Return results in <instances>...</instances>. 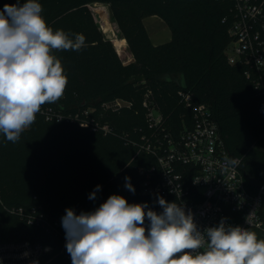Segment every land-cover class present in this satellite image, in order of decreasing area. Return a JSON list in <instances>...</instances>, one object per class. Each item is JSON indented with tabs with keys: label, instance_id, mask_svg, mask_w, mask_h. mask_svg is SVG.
Returning a JSON list of instances; mask_svg holds the SVG:
<instances>
[{
	"label": "trees",
	"instance_id": "1",
	"mask_svg": "<svg viewBox=\"0 0 264 264\" xmlns=\"http://www.w3.org/2000/svg\"><path fill=\"white\" fill-rule=\"evenodd\" d=\"M16 2L0 0V5L3 9L4 4ZM37 2L54 31L61 29L70 38L81 33L86 38L79 51L53 50L68 81L57 105L72 112L92 108L88 118L109 125L111 131L38 117L15 143L0 133V242L38 241L55 250L61 245L44 228L7 207L38 206L62 218L68 208L78 209L79 214L92 212L112 194L122 195L130 204L159 205V196L141 192L138 172L139 165L154 161L153 156L139 152L131 159L141 133L148 129L142 105L148 91L169 121L189 114L179 103L180 89L190 91L195 102L207 104L226 149L241 157L247 186L253 190L264 183V118L257 111L243 67L229 64L224 53L233 19L231 0ZM91 2L109 3L133 61L124 64L100 32L87 8ZM148 15H158L168 25L171 38L166 45L150 42L142 25ZM116 99L126 104L116 105ZM126 177L134 193L126 189ZM97 185L100 191L90 200ZM255 233L259 238L261 232ZM65 251H58L50 264H72Z\"/></svg>",
	"mask_w": 264,
	"mask_h": 264
},
{
	"label": "clouds",
	"instance_id": "2",
	"mask_svg": "<svg viewBox=\"0 0 264 264\" xmlns=\"http://www.w3.org/2000/svg\"><path fill=\"white\" fill-rule=\"evenodd\" d=\"M42 11L37 0L0 9V133L13 143L43 105L64 94L68 81L53 50L85 47L83 34L54 31ZM125 187L135 192L128 177ZM100 188L88 198L95 200ZM157 202L162 212L112 194L92 212L65 209L61 223L72 264H264V239L255 232L224 219L201 231L181 205L163 197Z\"/></svg>",
	"mask_w": 264,
	"mask_h": 264
},
{
	"label": "built area",
	"instance_id": "3",
	"mask_svg": "<svg viewBox=\"0 0 264 264\" xmlns=\"http://www.w3.org/2000/svg\"><path fill=\"white\" fill-rule=\"evenodd\" d=\"M231 2L230 41L224 53L229 64L243 67V74L252 85L257 111L264 118V0ZM177 96L189 114L183 113L176 121L168 120L151 91L143 97L148 129L141 133L135 155L144 152L153 156L154 161L138 167L142 177L141 192L181 205L186 213L192 214L201 231L218 225L222 219L231 226L264 231V218L260 214L264 183L253 190L247 186L240 168L241 157L231 155L226 149L208 105L195 102L193 94L186 89L178 90ZM57 103L43 105L36 119L78 121L94 130L111 131L109 125H99L94 118H88L92 108L72 112ZM115 104L120 106L126 101L116 99ZM7 209L41 226L61 245L55 250L52 245L38 241L0 242V264H50L58 251L66 249L61 218L51 216L38 206ZM151 209L158 213L163 211L159 205ZM74 211L79 215L78 209ZM149 224L146 219L145 226ZM65 253L70 257L67 251Z\"/></svg>",
	"mask_w": 264,
	"mask_h": 264
},
{
	"label": "rangeland",
	"instance_id": "4",
	"mask_svg": "<svg viewBox=\"0 0 264 264\" xmlns=\"http://www.w3.org/2000/svg\"><path fill=\"white\" fill-rule=\"evenodd\" d=\"M98 6H103L106 9L107 13V18L103 16V14L100 13L98 10ZM87 8L90 11L95 23L98 26V29L100 32L103 34L105 38L110 40L119 55L120 59L123 61L124 64H127L131 61L134 60V57L131 53V50L129 49L127 42L126 46L122 48L120 53L116 49L114 42L112 39V36L108 33V30L111 29L112 31H115V35L124 38L122 36V32L117 24V21L115 20L112 11L110 9L109 3L108 2H91L87 4ZM0 9L1 5H0ZM105 20V21H104ZM107 21V22H106ZM142 25L146 31V34L150 40V42L154 45H166L167 42L171 38V32L166 24V22L158 15H148L142 19ZM107 29V30H106ZM109 34V35H108ZM137 151V150H136ZM136 151L133 154L132 158L133 159L136 155ZM262 206H264V203H262ZM262 211H264V207H262ZM259 238L264 239V231H262L259 234Z\"/></svg>",
	"mask_w": 264,
	"mask_h": 264
},
{
	"label": "bare ground",
	"instance_id": "5",
	"mask_svg": "<svg viewBox=\"0 0 264 264\" xmlns=\"http://www.w3.org/2000/svg\"><path fill=\"white\" fill-rule=\"evenodd\" d=\"M97 8L100 11V13L103 14L104 17L107 18V13H106L107 11H106L105 7L98 6ZM114 32L115 31H112L111 29L108 30V33L112 36V39L111 40H113L116 49L120 53V51L122 50V48L126 46V39L125 38H120V37L116 36Z\"/></svg>",
	"mask_w": 264,
	"mask_h": 264
},
{
	"label": "crops",
	"instance_id": "6",
	"mask_svg": "<svg viewBox=\"0 0 264 264\" xmlns=\"http://www.w3.org/2000/svg\"><path fill=\"white\" fill-rule=\"evenodd\" d=\"M154 44H156V43H154Z\"/></svg>",
	"mask_w": 264,
	"mask_h": 264
}]
</instances>
